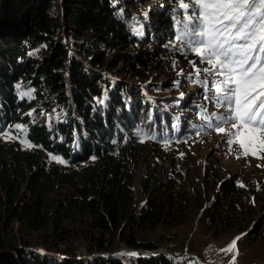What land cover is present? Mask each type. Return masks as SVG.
<instances>
[{
  "label": "trees",
  "instance_id": "obj_1",
  "mask_svg": "<svg viewBox=\"0 0 264 264\" xmlns=\"http://www.w3.org/2000/svg\"><path fill=\"white\" fill-rule=\"evenodd\" d=\"M183 2L0 0V264H200L173 244L200 211L206 233L264 238V211L245 204L244 187L226 178L205 204L207 181L193 190L165 173L178 165L163 149L169 137L149 134L180 115L173 63L206 69L170 44L197 13ZM189 113L169 136L189 137L200 119Z\"/></svg>",
  "mask_w": 264,
  "mask_h": 264
},
{
  "label": "rangeland",
  "instance_id": "obj_2",
  "mask_svg": "<svg viewBox=\"0 0 264 264\" xmlns=\"http://www.w3.org/2000/svg\"><path fill=\"white\" fill-rule=\"evenodd\" d=\"M193 11L197 12V10ZM190 15L193 16L192 26H189L187 19ZM195 16L191 11L190 13L186 12L180 19L179 27L176 30L177 39L170 42L176 51L190 50L193 52L191 48L197 46L195 41L198 37L192 35L193 31L199 30L195 26ZM134 29L141 34L143 32L142 23L136 25ZM195 63H200L205 68L211 67L207 63L200 62L198 56ZM191 68L190 66V69H186L182 64L173 63L170 72L175 73L174 78L177 80L174 83L172 81V89L175 91L176 101L183 103L180 115L174 116L172 123L163 127L162 130L151 129L149 131L155 140H161L165 136L169 137L170 145L164 146L163 149L167 151L169 157L177 158L178 165L175 167V171L166 169L165 173L174 172L177 182L185 180L190 187H193V190H195L194 186L197 183L203 185L204 181H207L208 190L201 189L200 192V194L205 192V198L204 195L203 198L207 205L215 198V192L218 190L220 181L232 178L235 185H243L242 187L249 193L247 195L248 201L245 204H251L255 215L258 216L264 211V159L251 155L243 156L238 143L229 144L228 141L232 138L231 134H218L215 131L216 127L229 129L231 123L235 122L229 119L231 116L229 103L224 99L228 90L234 86L227 84V77L219 75L218 70L203 72L201 68L199 72H195L193 70L196 68ZM200 79L203 80L202 83ZM158 80L169 83L168 73L161 74ZM197 80H199V84H197ZM177 81L182 84L180 90H177ZM217 88H220L221 91L217 92ZM167 94L166 97H171L170 92ZM161 108L163 107H159L160 110H162ZM190 111L198 112L200 119L193 121L191 131L185 132L184 136L189 137L175 138L169 136L168 134L174 132L180 125L178 123L180 119L189 121ZM232 131L235 132V130ZM23 145L25 144L23 143ZM261 155L264 156V153ZM157 164L160 168L161 161L157 160ZM146 167L147 165L144 163L139 164L135 171L132 188L137 204L145 201V193L141 191L140 179ZM159 171L161 172V168ZM235 201L238 200L235 199ZM200 214L201 211L189 226L179 229L180 236L173 241L174 245L183 250H191H185L184 258L193 255L200 264H232V257L236 255V252L229 253L224 249L233 239L239 237L236 245L238 255H236L235 264H264V238L257 235L247 236L250 239L243 237L246 236L250 228L246 230L235 229L223 233L218 231H214L213 234L206 233L203 227L198 224ZM158 251L171 255L164 247H160Z\"/></svg>",
  "mask_w": 264,
  "mask_h": 264
},
{
  "label": "snow or ice",
  "instance_id": "obj_3",
  "mask_svg": "<svg viewBox=\"0 0 264 264\" xmlns=\"http://www.w3.org/2000/svg\"><path fill=\"white\" fill-rule=\"evenodd\" d=\"M191 3L197 10L195 26L199 28L192 33L198 39L197 46L191 50L200 62L211 66L204 71L218 70L219 75L227 77L226 83L234 86L224 99L229 103V119L235 122L229 129L216 127L215 131L231 134L229 144L238 143L243 156L264 159L261 155L264 153V0H191ZM180 8L189 9V3L181 0ZM187 19L192 26L193 16ZM16 128L23 131L21 125ZM21 143L33 147L27 140ZM51 159L66 163L59 156L52 155ZM238 239H233L224 251H235L238 255Z\"/></svg>",
  "mask_w": 264,
  "mask_h": 264
},
{
  "label": "water",
  "instance_id": "obj_4",
  "mask_svg": "<svg viewBox=\"0 0 264 264\" xmlns=\"http://www.w3.org/2000/svg\"><path fill=\"white\" fill-rule=\"evenodd\" d=\"M166 254V253H165ZM170 256V255H169Z\"/></svg>",
  "mask_w": 264,
  "mask_h": 264
}]
</instances>
